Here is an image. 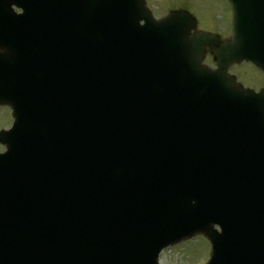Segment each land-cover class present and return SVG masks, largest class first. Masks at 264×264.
Listing matches in <instances>:
<instances>
[{
	"label": "water",
	"instance_id": "95a60500",
	"mask_svg": "<svg viewBox=\"0 0 264 264\" xmlns=\"http://www.w3.org/2000/svg\"><path fill=\"white\" fill-rule=\"evenodd\" d=\"M231 2L234 38L213 47L221 66L250 56V21L264 33V0ZM191 19L156 21L144 0H0V104L16 116L0 173L22 167L27 187L37 173L26 193L41 212L42 264H157L196 232L212 240L210 264H264V160L252 149L238 158L221 135L223 90L203 82L215 72L199 50L216 38L191 36ZM223 76L224 90L247 96ZM23 136L36 161L19 151ZM214 147L226 164L206 153Z\"/></svg>",
	"mask_w": 264,
	"mask_h": 264
},
{
	"label": "rangeland",
	"instance_id": "374dc122",
	"mask_svg": "<svg viewBox=\"0 0 264 264\" xmlns=\"http://www.w3.org/2000/svg\"><path fill=\"white\" fill-rule=\"evenodd\" d=\"M149 6L157 16L168 13L171 8L185 7L191 9L199 18V29H208L220 32L224 37L230 35L231 13L227 0H147ZM243 65V66H242ZM232 66L234 71H247L243 73L245 79L248 74H253L256 68L250 64ZM249 81V80H248ZM256 81H259V77ZM255 82V81H254ZM12 111L7 106L0 105V127L12 123ZM1 129V128H0ZM0 149L2 146L0 145ZM210 254V243L203 236H197L186 240L181 244L164 250L160 257V264H203L208 260Z\"/></svg>",
	"mask_w": 264,
	"mask_h": 264
}]
</instances>
